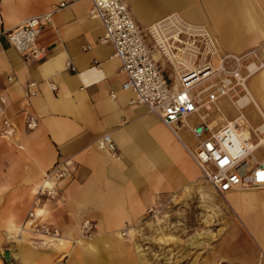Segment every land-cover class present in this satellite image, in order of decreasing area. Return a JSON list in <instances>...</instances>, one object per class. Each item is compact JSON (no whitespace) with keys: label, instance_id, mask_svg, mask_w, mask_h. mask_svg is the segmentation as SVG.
<instances>
[{"label":"crops","instance_id":"obj_1","mask_svg":"<svg viewBox=\"0 0 264 264\" xmlns=\"http://www.w3.org/2000/svg\"><path fill=\"white\" fill-rule=\"evenodd\" d=\"M63 1L68 0H0V16L4 27L13 28ZM125 1L140 27L173 12L207 25L220 53L242 54L264 46V0ZM91 8V0H79L55 12L52 24L45 25L38 38L47 48L42 59L19 53L6 36L0 37V243L3 230L9 242L22 234L25 241L17 243L18 252L12 249V254H18L23 264H36L43 253L45 259L63 255L73 264L77 246L67 248L74 241L86 248L95 264H102L100 245L111 254L125 250L130 238L124 232L132 223L142 219L161 197L185 191L201 176L182 134L179 139L145 104L133 102L131 90L122 89L127 75L114 55V45L102 42L105 29L99 18L90 16ZM154 58L164 76L160 58L176 77L159 51ZM33 82L36 85L31 88ZM247 84L253 98L245 109L252 107L264 115V68ZM31 90L36 91L34 96ZM219 105L223 111L219 124L238 115L228 98L220 99ZM31 117L35 127L28 125ZM5 120L14 126L10 137L1 132ZM105 133L116 142L118 158L99 148L98 139ZM186 133L194 145L195 139ZM64 160L72 169V176L60 184L66 201L45 199L38 210L39 222L58 227L62 234L58 245L47 247V253L34 244L49 237L22 230L20 223L38 189L51 184L45 183L44 173ZM257 191L229 194H240L239 203L250 204L247 197L262 199L252 196ZM86 219L96 221L98 231L83 240Z\"/></svg>","mask_w":264,"mask_h":264},{"label":"built area","instance_id":"obj_2","mask_svg":"<svg viewBox=\"0 0 264 264\" xmlns=\"http://www.w3.org/2000/svg\"><path fill=\"white\" fill-rule=\"evenodd\" d=\"M77 1H63L54 9L27 18L13 28L4 27L0 16V37L6 36L19 53L42 59L47 54V48L38 42L43 27L52 24L56 11ZM91 1L90 16L99 18L105 29L102 42L114 45V55L120 59L121 69L127 75L122 89L131 90L135 95L133 102L145 104L179 139L182 130L192 135L195 144L185 146L215 192L225 198L231 192L264 188V115L261 114L262 122L254 125L243 112L248 102L240 104L244 96H251L248 79L264 68V46L257 45L242 54L220 53L205 25L190 22L179 12L170 13L147 29L157 50L174 68L176 81L171 86L126 1ZM68 66L74 69L71 63ZM35 85L30 83L31 88ZM52 88L56 89L55 84ZM35 94L36 91H30L31 96ZM111 96L115 98V92ZM222 98H228L236 106L238 115L219 124V114H223L219 105ZM1 100L6 101L4 97ZM213 114H217L218 119H212ZM28 125H37L33 117ZM1 132L5 137L14 133L9 120L4 121ZM98 146L117 155V144L110 133L98 139ZM71 176L67 160L44 173V179L52 185L38 189L33 206L22 223L24 227L53 239L62 237L58 227L39 222L41 215L37 208L45 199L64 203L66 197L60 184ZM83 230L91 237L97 233L98 223L86 219Z\"/></svg>","mask_w":264,"mask_h":264},{"label":"rangeland","instance_id":"obj_3","mask_svg":"<svg viewBox=\"0 0 264 264\" xmlns=\"http://www.w3.org/2000/svg\"><path fill=\"white\" fill-rule=\"evenodd\" d=\"M140 30L154 55L158 50L146 25L142 23ZM158 62L169 83H174L176 77L172 67L164 58ZM245 114L253 124L262 122L261 116L252 107L246 108ZM186 132L181 131V134L192 146V138ZM256 190L252 196L263 199L264 188ZM239 192L242 191L235 193ZM239 196H219L201 172L200 179L191 187L161 197L142 219L126 229L124 235L130 239L125 250H114L111 254L108 248L100 245L102 264H264V204H240ZM2 235L0 264H23L18 254H12V249L18 252L15 247L18 241L14 238V242H9L4 230ZM95 236L84 237L83 234V240ZM46 240L36 241L34 246L48 253L50 250L47 247H54L57 243L49 245L44 242ZM73 246H77L73 264H95L93 256L75 241L69 244L67 251ZM7 250L12 254L10 263L3 256ZM43 254L36 264H69L63 255L51 254L45 259Z\"/></svg>","mask_w":264,"mask_h":264},{"label":"bare ground","instance_id":"obj_4","mask_svg":"<svg viewBox=\"0 0 264 264\" xmlns=\"http://www.w3.org/2000/svg\"><path fill=\"white\" fill-rule=\"evenodd\" d=\"M136 10V9H135ZM153 24V23H152ZM204 25V24H203ZM207 28H208V26L207 25H205ZM208 30L210 31V29L208 28ZM210 33H211V31H210ZM211 35H212V33H211ZM213 37H214V35H212ZM251 94V93H250ZM251 98H253L252 96H248V95H246V96H244L241 100H240V104L242 105V104H244L245 102H249V100L251 99ZM166 125V124H165ZM169 127V126H168ZM170 128V127H169ZM171 129V128H170ZM175 134V133H174ZM188 150V149H187ZM189 152V151H188ZM113 156V155H112ZM113 157H115V158H118V155H115V156H113ZM45 183H51L50 181H47V180H45ZM52 185V183L50 184V185H42V186H44V187H47V186H51ZM253 189H260V188H253ZM242 191H244V190H242ZM244 198V197H243ZM248 199V200H247ZM247 201L246 202H248V203H251L252 201V197H247ZM251 199V200H250ZM243 200V199H242ZM244 200H245V198H244ZM243 200V201H244ZM251 201V202H250ZM262 201V202H261ZM238 202H239V200H238ZM245 202V203H246ZM252 203H262V204H264V200H262V199H259V198H254L253 199V202ZM40 208H37V213H38V210H39ZM25 229H27V228H29V227H24ZM23 230V229H22ZM22 232V231H21ZM24 232V231H23ZM83 234H84V230H83ZM124 234H126V232L124 233ZM127 234H128V232H127ZM30 235V234H29ZM13 237V236H12ZM34 237V236H33ZM84 237H88V236H86L85 234H84ZM14 238H15V240L16 241H18V243H23L24 241H25V238H24V236L22 235V234H15L14 235ZM41 238V237H40ZM44 238V237H43ZM61 238V237H60ZM60 238H58V239H60ZM58 239H53V238H50L49 237V239H47L46 241H44L45 243H47V244H49V245H53L54 243H56V241L58 240ZM89 239V238H88ZM14 240V239H13ZM27 243V242H26ZM84 243V242H83ZM58 245V244H57ZM56 246V245H55ZM25 247V246H24ZM94 247V246H93ZM96 247V246H95ZM61 248V247H60ZM63 249V248H62ZM79 251V250H78ZM26 252H23V257H24V255H26L25 254ZM26 258V257H25ZM26 261H27V259H26ZM28 262V261H27Z\"/></svg>","mask_w":264,"mask_h":264},{"label":"water","instance_id":"obj_5","mask_svg":"<svg viewBox=\"0 0 264 264\" xmlns=\"http://www.w3.org/2000/svg\"><path fill=\"white\" fill-rule=\"evenodd\" d=\"M3 256L6 258L7 262L10 263L12 257L11 251L10 250L5 251Z\"/></svg>","mask_w":264,"mask_h":264},{"label":"snow or ice","instance_id":"obj_6","mask_svg":"<svg viewBox=\"0 0 264 264\" xmlns=\"http://www.w3.org/2000/svg\"><path fill=\"white\" fill-rule=\"evenodd\" d=\"M262 178H264V177H262Z\"/></svg>","mask_w":264,"mask_h":264}]
</instances>
